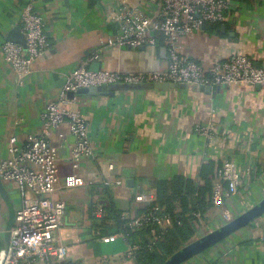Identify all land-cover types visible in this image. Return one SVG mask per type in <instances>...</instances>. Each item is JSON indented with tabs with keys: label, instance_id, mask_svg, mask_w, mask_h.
Wrapping results in <instances>:
<instances>
[{
	"label": "crops",
	"instance_id": "crops-1",
	"mask_svg": "<svg viewBox=\"0 0 264 264\" xmlns=\"http://www.w3.org/2000/svg\"><path fill=\"white\" fill-rule=\"evenodd\" d=\"M119 4L144 5L143 0H0V159L8 156L9 138L22 144L28 135L39 133L45 105L57 98L67 74L81 60L97 55L90 69L122 74L167 69L162 41L143 49L101 44L119 32L114 19ZM27 6L43 19L47 48L33 62L31 73L19 80L4 61L1 47L13 28H18L16 37L23 34L20 16ZM153 11L154 7L147 10L149 15ZM181 47L182 54L205 72L214 61L233 52H245L258 63L264 55V0L237 1L222 24H208L184 37ZM156 84L101 86L97 94L72 95V108L88 123L95 156L79 161L76 173L84 185L66 188L76 140L67 124L54 131L59 181L51 199L65 204L56 237L67 254L59 263L36 264H134L126 255L128 245L121 235L100 240L92 224L91 204L102 198L104 181H110L107 186L115 207L133 217L146 204L135 196L150 194L151 180L180 175L198 182L203 164L224 159L241 170L249 169L251 175L243 177L238 193L227 198L222 208L205 213L199 225L204 222L206 229L223 224L224 210L235 217L264 197V87L213 85L209 90L206 86ZM207 124H212V139L195 133L197 125ZM21 206L16 185L0 179V250L7 245ZM263 238L264 214L185 264H264Z\"/></svg>",
	"mask_w": 264,
	"mask_h": 264
},
{
	"label": "built area",
	"instance_id": "built-area-1",
	"mask_svg": "<svg viewBox=\"0 0 264 264\" xmlns=\"http://www.w3.org/2000/svg\"><path fill=\"white\" fill-rule=\"evenodd\" d=\"M237 1L239 0H143L144 5L141 6L122 5L123 3L118 5L114 19L119 23V32L101 44L138 49L156 46L161 37L168 56V67L165 71L122 74L90 69L89 63L97 55L81 60L67 74L57 98L45 105L41 113L39 133L28 135L22 144L15 137L9 138L8 156L0 159V179L16 185L22 197V206L16 211V222L10 230L7 245L0 250V264L59 263L67 254L65 246L56 237L62 227L65 204L51 199L59 181L58 150L52 143L54 131L67 124L70 135L76 140L70 152L73 172L65 177L66 188L84 185L82 178L76 173L79 161L82 157L95 156L89 139L88 123L78 110L72 108L73 99L70 95L91 87L164 82L196 86L264 87V55L255 63L245 52H233L224 59L214 61L211 69L205 72L199 63L187 59L181 51L184 37L200 32L205 24H222ZM151 7L155 11L149 15L147 10ZM20 22L24 46L5 41L1 49L4 61L13 69L17 78L22 80L31 73L33 62L44 54L47 39L43 19L31 6L23 10ZM195 133L212 139V124L197 125ZM59 138L63 140V134L60 133ZM216 174L220 181L214 186L213 205L222 208L227 198L238 193L243 177L251 175V172L249 169L241 170L233 161L224 159ZM114 183L118 185L120 181L115 180ZM103 184L109 185L110 181H104ZM135 200L147 204L152 201V196L136 195ZM157 211L159 208L155 207L153 212L125 217L132 221L131 225L134 227H140L151 219L156 220L160 226L168 225V217H153L152 214ZM92 215L96 219L102 218L100 204H94ZM223 217L229 220L231 216L224 210ZM197 218L200 223V216ZM114 237L115 235L100 236V240L107 241ZM133 250L134 248L128 247L126 251L129 259Z\"/></svg>",
	"mask_w": 264,
	"mask_h": 264
},
{
	"label": "trees",
	"instance_id": "trees-1",
	"mask_svg": "<svg viewBox=\"0 0 264 264\" xmlns=\"http://www.w3.org/2000/svg\"><path fill=\"white\" fill-rule=\"evenodd\" d=\"M239 1L250 4L257 0ZM158 41L163 43L161 37ZM220 167L221 162L203 164L198 172L201 184L180 175L168 180L148 182L152 201L145 204L136 215L153 212L158 207L159 211L154 212L153 217H168L170 220L168 225L163 226L158 225L154 219L140 227L132 226V221L115 207L108 186L103 184L100 186L102 198L98 203L102 207L103 216L96 219L92 215V224L98 236L121 235L128 247L134 248L131 257L134 264H162L185 244L197 238L198 215L204 221L205 213L214 207L213 192L216 182L220 181L216 174ZM223 186H226L225 183ZM261 242L264 243V239Z\"/></svg>",
	"mask_w": 264,
	"mask_h": 264
},
{
	"label": "water",
	"instance_id": "water-1",
	"mask_svg": "<svg viewBox=\"0 0 264 264\" xmlns=\"http://www.w3.org/2000/svg\"><path fill=\"white\" fill-rule=\"evenodd\" d=\"M18 32V28H13L9 33L8 40L10 42L24 44V36H15ZM144 47H140L143 49ZM157 86L161 87H176L185 88V83H157ZM260 86V85H258ZM207 89H211L212 86H206ZM100 90L97 87H91L87 89H81L78 93H89L97 94ZM72 97V95H70ZM264 214V197L259 201L254 203L250 208L246 209L241 214H238L234 218L225 223L221 224L219 227L209 231L208 233L198 236L195 240L185 244L177 252L172 254L168 259H166L162 264H184L194 256L203 253L205 250L219 244L220 242L227 239L236 231L250 225L253 221Z\"/></svg>",
	"mask_w": 264,
	"mask_h": 264
},
{
	"label": "rangeland",
	"instance_id": "rangeland-1",
	"mask_svg": "<svg viewBox=\"0 0 264 264\" xmlns=\"http://www.w3.org/2000/svg\"><path fill=\"white\" fill-rule=\"evenodd\" d=\"M232 218H234V216H233V217H230L229 220H231ZM229 220H227V219H225V218L223 217L222 223H225L226 221H229ZM201 223H202V222H201ZM203 223H204V222H203ZM203 223H202L203 226H201V225L198 226V228L201 229V231L198 229V230H199L198 233H199V234L202 233L201 235H204V234L208 233L209 231H211V230H213V229H215V228H217V227L220 226V224H217V225L214 226V228H212V229H211V228H210V229H206L205 223H204V224H203ZM197 237H198V236H197Z\"/></svg>",
	"mask_w": 264,
	"mask_h": 264
}]
</instances>
